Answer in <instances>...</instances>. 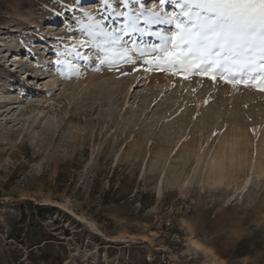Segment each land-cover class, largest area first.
I'll use <instances>...</instances> for the list:
<instances>
[{
	"label": "rangeland",
	"instance_id": "374dc122",
	"mask_svg": "<svg viewBox=\"0 0 264 264\" xmlns=\"http://www.w3.org/2000/svg\"><path fill=\"white\" fill-rule=\"evenodd\" d=\"M97 8L0 0V264H264V91L56 65Z\"/></svg>",
	"mask_w": 264,
	"mask_h": 264
},
{
	"label": "snow or ice",
	"instance_id": "6c2138e0",
	"mask_svg": "<svg viewBox=\"0 0 264 264\" xmlns=\"http://www.w3.org/2000/svg\"><path fill=\"white\" fill-rule=\"evenodd\" d=\"M167 3L148 8L145 0H98L95 12L73 17L67 31L77 38L62 42L55 64L77 76L93 61L97 71L132 64L134 71L139 65L185 80L219 77L264 91V0H171V12Z\"/></svg>",
	"mask_w": 264,
	"mask_h": 264
},
{
	"label": "trees",
	"instance_id": "16d2710c",
	"mask_svg": "<svg viewBox=\"0 0 264 264\" xmlns=\"http://www.w3.org/2000/svg\"><path fill=\"white\" fill-rule=\"evenodd\" d=\"M27 204L34 208V210L37 212L38 216L41 219H43L46 214H53L54 212H56V208H54V207H44V206H39V205H33L30 202H27ZM44 213H46V214H44Z\"/></svg>",
	"mask_w": 264,
	"mask_h": 264
},
{
	"label": "bare ground",
	"instance_id": "6f19581e",
	"mask_svg": "<svg viewBox=\"0 0 264 264\" xmlns=\"http://www.w3.org/2000/svg\"><path fill=\"white\" fill-rule=\"evenodd\" d=\"M192 245L196 248H199V245L197 243H193Z\"/></svg>",
	"mask_w": 264,
	"mask_h": 264
}]
</instances>
